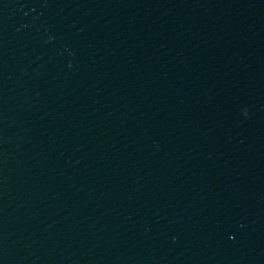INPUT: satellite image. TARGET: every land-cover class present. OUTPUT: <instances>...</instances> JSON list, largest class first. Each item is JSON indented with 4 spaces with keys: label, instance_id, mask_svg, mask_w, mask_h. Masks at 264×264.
<instances>
[{
    "label": "water",
    "instance_id": "1",
    "mask_svg": "<svg viewBox=\"0 0 264 264\" xmlns=\"http://www.w3.org/2000/svg\"><path fill=\"white\" fill-rule=\"evenodd\" d=\"M0 264H264V0H0Z\"/></svg>",
    "mask_w": 264,
    "mask_h": 264
}]
</instances>
